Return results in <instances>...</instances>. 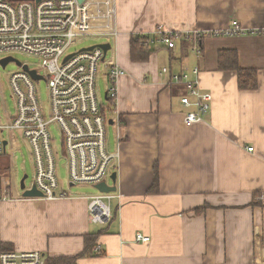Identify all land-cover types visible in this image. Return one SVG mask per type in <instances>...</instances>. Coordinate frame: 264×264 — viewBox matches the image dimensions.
<instances>
[{"label":"crops","instance_id":"obj_1","mask_svg":"<svg viewBox=\"0 0 264 264\" xmlns=\"http://www.w3.org/2000/svg\"><path fill=\"white\" fill-rule=\"evenodd\" d=\"M82 8L86 22L76 30L88 27L81 36H108L111 44L99 80L108 83V64L126 70L108 102L114 131L108 149L118 154L113 217L92 222L91 194L65 186L68 195L56 200L12 193L0 201V252L4 244L40 251L45 261L74 257L86 234L103 230L95 242L103 255L68 264H264V34L206 37L200 57L185 39L174 50L152 46L147 61H133L130 53L133 36L161 24L178 31H223L234 21L247 30L264 28V0H87ZM224 48L237 49L241 66L258 70L256 89H240L235 71L218 70ZM195 66L213 101L206 121L188 126L180 102L187 89L169 77ZM3 177L9 176L0 174L1 190ZM23 212L36 222L22 227ZM139 233L149 242H138Z\"/></svg>","mask_w":264,"mask_h":264},{"label":"built area","instance_id":"obj_2","mask_svg":"<svg viewBox=\"0 0 264 264\" xmlns=\"http://www.w3.org/2000/svg\"><path fill=\"white\" fill-rule=\"evenodd\" d=\"M87 0H0V55L21 51L34 54L42 59L41 74L49 90V111L43 107L39 97V85L30 73L23 69L14 72L9 79L16 113L9 120L0 118V155L6 153L13 140L12 134L18 132L30 147L35 174L26 188L36 187L47 200L66 197L64 182L59 178L58 159L60 155L54 147L52 135L56 126L65 146L62 154L68 168V186L90 185L106 180L112 172L118 154L108 150L107 125L109 110L98 94V77L103 59L102 49L90 52H77L66 60L68 49L75 37L88 29L77 31L80 10ZM80 16V17H79ZM264 34V28L247 30L239 22L223 31L199 29L178 31L158 25L147 33L146 43L165 45L176 49L177 43L188 40L190 51L197 57L202 53V39L215 36L237 34ZM163 74L169 68L162 69ZM200 68L195 66L170 75V81L187 89L180 97L181 104L187 108L184 123L188 126L206 121L213 101L212 93L201 85ZM125 74L118 65L111 66L109 94L117 95L116 82ZM5 134L8 136L6 137ZM7 142L6 145L4 142ZM249 151L254 147L250 146ZM65 151V154H64ZM19 186V182H16ZM0 201L12 199V177L2 178ZM64 190V191H61ZM67 190V189H66ZM112 193H98L89 196L90 218L96 223H105L112 217L110 201ZM264 202V192L260 195ZM136 240L149 242L150 238L138 234ZM100 247L97 248L99 250ZM44 255L39 251L8 249L0 252V264H44Z\"/></svg>","mask_w":264,"mask_h":264},{"label":"rangeland","instance_id":"obj_3","mask_svg":"<svg viewBox=\"0 0 264 264\" xmlns=\"http://www.w3.org/2000/svg\"><path fill=\"white\" fill-rule=\"evenodd\" d=\"M109 41L108 36L104 35H85V36H77L75 37L72 45L68 49V53H73L81 50L82 48L89 47L91 45H97L101 43H107ZM111 50L108 51L106 55V61H110L111 58ZM6 57H12L11 60L6 66H3L1 60ZM27 64L32 70H38L41 74L42 71V59L39 56L34 54H29L21 51L11 52L9 54L0 55V118L2 120H9L11 116L16 113V101L13 97L11 86H10V76L16 72L23 69L20 64ZM103 66V63H101ZM104 67H102L103 69ZM104 71H102L101 75H104ZM107 82L104 79H98L99 86V96L101 100L106 101L105 93L108 88ZM39 85V97L41 103L46 111H49L50 105V96L49 90L47 88V83L45 80L38 81ZM109 125H107V128ZM52 135L54 138V147L57 153L60 155L58 159V170H59V178L65 183L66 189L71 192H78L87 195H92L99 193V191L90 185H71L68 186V168L66 165V158L62 154L63 148L65 146V140L61 136L59 129L56 126H53ZM109 137L110 144H113L114 139V131L113 127H109V133L107 134ZM7 137L8 135L5 134ZM13 140L10 141L7 146L6 153L0 155V172L4 173V175L12 177V183L15 187H13L14 197L23 196V191L20 187L21 179L27 175L26 183L29 186L33 180L35 174L34 168V158L30 147L28 146L25 139L21 136L20 133L14 132L12 134ZM65 154V151H64ZM109 178V177H108ZM16 182H19V186ZM112 183V180H110ZM26 200V199H25ZM33 206H36L35 204ZM22 227L29 226L31 223H35L36 221L31 217V220L27 217V214L23 212L22 215ZM21 228L16 230V233L19 234ZM29 233V232H28Z\"/></svg>","mask_w":264,"mask_h":264},{"label":"trees","instance_id":"obj_4","mask_svg":"<svg viewBox=\"0 0 264 264\" xmlns=\"http://www.w3.org/2000/svg\"><path fill=\"white\" fill-rule=\"evenodd\" d=\"M144 40V37L142 36H133L131 38V44H130V53L131 58L133 61H147L149 60L151 54L153 53V49H150L146 44H144L142 41ZM218 70L221 71H235L237 73L238 77V85L240 89H249L253 90L258 87V70L256 68L252 67H243L240 64V57L237 49L233 48H224L220 49L218 52ZM1 174V172H0ZM155 187L158 188V177H157V171H156V182L154 184V187L152 188V191L155 190ZM1 191V186H0ZM201 208L197 209V212H201ZM103 233V230L99 232H90L84 236V250L74 257H58V258H52L45 261V264H68L71 261L73 262L78 257L87 255V254H93V255H103L102 252H96V238L98 234ZM11 249V247H8L7 245L2 244L1 245V251L2 250H8ZM95 252V253H94Z\"/></svg>","mask_w":264,"mask_h":264},{"label":"water","instance_id":"obj_5","mask_svg":"<svg viewBox=\"0 0 264 264\" xmlns=\"http://www.w3.org/2000/svg\"><path fill=\"white\" fill-rule=\"evenodd\" d=\"M96 47H100L104 50L105 56L107 55L108 51L111 49V45L109 43H101V44H97V45H92L90 47H86L83 48L81 51L84 50H93ZM11 60H13L12 57H6L4 58L1 63L3 64V66H6ZM20 64V63H19ZM24 70L28 71L34 78L38 79L39 76L36 74V71L34 70H29L28 66L24 67ZM6 141L4 142V144L6 145ZM116 177H117V173L113 172L111 174V180H112V185L108 183V181H102L98 184H96L94 187L102 193H109V192H116L117 191V186H116ZM27 178V175H25L22 179H21V188L24 189L25 188V179ZM24 197H42L43 193L41 191H39L36 187H33L32 189H27L23 192Z\"/></svg>","mask_w":264,"mask_h":264},{"label":"bare ground","instance_id":"obj_6","mask_svg":"<svg viewBox=\"0 0 264 264\" xmlns=\"http://www.w3.org/2000/svg\"><path fill=\"white\" fill-rule=\"evenodd\" d=\"M77 26V25H76ZM142 37H144V40L142 41L144 44H146V46H148L149 48H151L152 46H154V45H157L158 43H155V44H152V45H148L147 43H146V40H147V34H144V35H142ZM110 44V43H109ZM111 45V44H110ZM92 46V45H91ZM90 47V46H89ZM86 48V47H85ZM102 49V48H100V47H96V48H94L93 50H95V49ZM83 49V48H82ZM81 49V50H82ZM81 50H79V51H77V52H90V51H93V50H84V51H81ZM172 50H174V49H172ZM102 51H103V59H102V62L101 63H103V62H105V58H106V56H105V53H104V50L102 49ZM77 52H73V53H69V55L67 56V58H66V60H68L71 56H73L75 53H77ZM3 60V59H2ZM1 60V61H2ZM113 65H118V66H120L118 63H114V64H108V65H106V67L108 68V74H107V77H108V89H107V94H106V101L105 102H103L104 103V105H105V107L109 110V108H110V106H109V104H108V102H111V101H114L115 99H116V96L115 97H112L110 94H109V87L111 86V82H110V79H109V70H110V68H111V66H113ZM124 71H125V73H126V70L122 67V66H120ZM101 68H102V66H101ZM29 70H32V69H29ZM34 71H36V70H34ZM28 72V71H27ZM29 73V72H28ZM36 74H37V72H36ZM31 75V74H30ZM38 76H39V78L38 79H36V78H34L32 75V77L35 79V80H44V78H43V76L42 75H39V74H37ZM123 76V75H122ZM121 76V77H122ZM120 77V78H121ZM119 78V79H120ZM98 79H99V77H98ZM118 79V80H119ZM118 80H117V82H118ZM117 82H116V89H117ZM97 86H98V82H97ZM98 90H99V86H98ZM99 94V93H98ZM102 101H104V100H102ZM107 146H108V142H107ZM109 150V149H108ZM110 177H111V175H110ZM27 179V178H26ZM26 179H25V188L24 189H22V190H27V189H32V188H26V186H27V184H26ZM104 181H107V179L106 180H104ZM40 191V190H39ZM99 193H102V192H99ZM109 193H112L113 195H115L114 194V192H109ZM44 196V195H43ZM42 196V197H43ZM116 196V195H115ZM111 205V204H110ZM112 210V209H111ZM112 217H113V214H112ZM112 217H111V219H112ZM91 219V218H90ZM111 219L109 220V221H107V222H105V223H108V222H110L111 221ZM92 221V220H91ZM93 222V221H92ZM96 223V222H95ZM103 224V223H102ZM98 247H100V246H98ZM97 247V248H98ZM96 248V249H97ZM99 250H101V248L99 249ZM98 250V251H99ZM40 252V251H39ZM45 260V259H44ZM45 264V263H44Z\"/></svg>","mask_w":264,"mask_h":264}]
</instances>
